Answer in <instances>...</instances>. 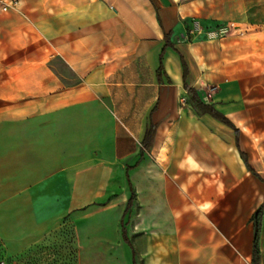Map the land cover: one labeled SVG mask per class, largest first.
<instances>
[{
	"label": "crops",
	"instance_id": "obj_1",
	"mask_svg": "<svg viewBox=\"0 0 264 264\" xmlns=\"http://www.w3.org/2000/svg\"><path fill=\"white\" fill-rule=\"evenodd\" d=\"M223 1L0 0V198H43L53 217L106 201L122 220L131 194H112L136 165L156 172L134 184L137 212L155 219L135 233L139 264L244 263L226 242H242L225 226L240 207L219 198L211 172L241 171L233 161L252 136L237 119L245 101L264 100V82L215 77L217 46L187 30ZM186 85L239 132L201 112ZM244 240L253 251L254 232Z\"/></svg>",
	"mask_w": 264,
	"mask_h": 264
},
{
	"label": "rangeland",
	"instance_id": "obj_2",
	"mask_svg": "<svg viewBox=\"0 0 264 264\" xmlns=\"http://www.w3.org/2000/svg\"><path fill=\"white\" fill-rule=\"evenodd\" d=\"M194 20L200 21L203 34H192ZM219 29H224V35H208L210 30ZM187 30L212 49L217 46L220 67L215 77L241 76L249 80L250 88L253 83L264 82V0H225L215 10L205 11L204 19L191 17ZM6 32L0 27V37ZM242 105L243 114L237 122L252 139H242L240 150L261 177L247 166L244 157H237L233 163L240 162L241 171H213L211 184L219 198H226L228 208L240 207L239 211L227 212L225 226L240 229L242 242L234 244L231 233L226 236L227 244L234 256L244 261L241 264H255L252 248L246 250L244 237L255 231L253 214L264 200V100H248ZM145 153L142 157L152 164V153ZM129 173L132 183L125 188L114 187L112 196L120 198L125 190L137 194L134 184L154 179L156 172L132 165ZM115 178L126 179L123 172H116ZM26 200L0 198V264H139L135 233L155 225L154 218L137 212V201L120 220L106 201L66 207L59 217H53L57 213L46 208L48 200L43 203L39 198L35 203L34 198H28V206ZM122 227L129 242L122 237ZM257 264H264V212Z\"/></svg>",
	"mask_w": 264,
	"mask_h": 264
},
{
	"label": "trees",
	"instance_id": "obj_3",
	"mask_svg": "<svg viewBox=\"0 0 264 264\" xmlns=\"http://www.w3.org/2000/svg\"><path fill=\"white\" fill-rule=\"evenodd\" d=\"M164 69V65L163 63H161V65L159 66V71H158V75L160 76L162 74V71ZM187 86L188 92L191 96L192 101L194 102V104L197 106V108L204 113H210L213 116L217 117L218 119H220L221 121H223L224 123L234 127V129L239 132V128L235 125V123L222 111H220L219 109L215 108L214 105L206 103L205 101L202 100V98L200 97L197 89L195 87L192 86ZM156 128H157V124L154 122H149L147 125V130H146V135L145 138L143 140V144L145 146V148H150L152 146L154 137H155V133H156ZM247 166L255 173L257 174L259 177H261L253 168L252 166L249 164L248 159L246 157V154L241 151ZM135 199V193L133 192L127 202L124 214H126V212L131 208L133 201ZM263 212H264V200L263 202L259 205V207L256 209V211L253 214V220H254V242H253V253H254V261L255 264L258 263V259L260 257V233L262 230V219H263ZM123 236L124 238L127 240V236L125 233V230L123 228Z\"/></svg>",
	"mask_w": 264,
	"mask_h": 264
},
{
	"label": "built area",
	"instance_id": "obj_4",
	"mask_svg": "<svg viewBox=\"0 0 264 264\" xmlns=\"http://www.w3.org/2000/svg\"><path fill=\"white\" fill-rule=\"evenodd\" d=\"M8 6H5L4 9L7 10ZM192 34L193 32H196L198 35L203 34V30H202V25L200 23L199 20H194L192 23ZM225 31L224 29H219V31H214V30H210L208 32V35L211 37H216V36H222L224 35Z\"/></svg>",
	"mask_w": 264,
	"mask_h": 264
}]
</instances>
